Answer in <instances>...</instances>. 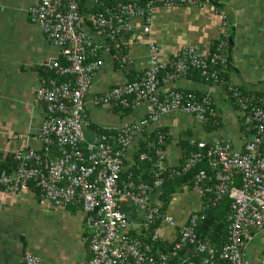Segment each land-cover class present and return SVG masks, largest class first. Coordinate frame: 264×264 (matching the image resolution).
<instances>
[{
    "label": "built area",
    "instance_id": "obj_1",
    "mask_svg": "<svg viewBox=\"0 0 264 264\" xmlns=\"http://www.w3.org/2000/svg\"><path fill=\"white\" fill-rule=\"evenodd\" d=\"M84 1L40 0L27 11L30 22L58 48L64 63L53 59L45 64L52 78L36 92V100L44 105L46 112L39 134L42 152L16 151L12 156L13 168H0V189L16 193L33 187L40 198L55 207H80L85 215L86 241L91 251V258L82 264H172L173 258L190 247L201 259L200 264H264V99L254 93L244 94L222 76V69L228 63L223 53L230 38L228 28L208 52L183 47L172 60L162 61L149 37L154 8L197 6L199 0L118 2L104 12L91 15H84L80 10ZM136 18L143 20L141 31L145 37L136 43L148 48L147 68L132 81L94 97L91 103L103 109L143 108L144 117L87 142L85 129L89 126L87 107L91 85L104 67L106 53L113 54L119 70H128L126 39L135 30ZM195 71L205 82L222 85L240 110L243 125L251 135L243 150H235L225 139L211 145L192 142L197 150L180 167H166L163 147L167 135L155 130V141L148 135L146 152L140 155L141 163L152 161L151 184L136 182L130 175L121 187L124 162L135 137L144 133L150 124L159 122L163 115L181 112L195 116L203 124H219L209 95L182 90L158 91L160 85L186 78ZM201 163L207 165L212 175L201 170L196 176V186L202 196L211 194L213 199L203 204L200 212L192 214L186 225L179 227L171 216L160 212L159 202L152 200L151 192L160 189L165 179L181 177ZM204 183L215 187L203 188ZM227 196L231 202L228 240L223 246H216L200 239L196 228L204 220L203 214ZM122 203L145 215V230L157 221L173 229L177 239L171 251H158L162 241L157 232L149 244L134 238L131 230L135 225L123 213ZM256 238L261 241L262 250L253 263L248 244ZM21 264H40V260L25 253Z\"/></svg>",
    "mask_w": 264,
    "mask_h": 264
},
{
    "label": "crops",
    "instance_id": "obj_2",
    "mask_svg": "<svg viewBox=\"0 0 264 264\" xmlns=\"http://www.w3.org/2000/svg\"><path fill=\"white\" fill-rule=\"evenodd\" d=\"M40 0H0V168L12 169L13 154L21 150L42 152L39 134L46 112L36 100L39 87L46 86L52 74L45 68L50 60L64 63L59 50L30 22L27 11ZM120 1L145 0H85L81 4L84 15L99 9L104 11ZM197 6L161 8L152 12L149 37L158 49L159 59L169 61L183 47L206 53L223 38L228 28L227 44L223 53L228 63L222 69L225 79L238 86L246 94H256L264 99V0H199ZM103 6H106L103 8ZM103 11V12H104ZM226 24V29L223 25ZM135 30L126 39L130 65L128 71L119 70L113 54L104 55V67L95 77L88 98V127L85 139L93 142L105 133H113L124 123H133L144 117L143 108L126 111L118 108H96L91 100L108 93L112 87L129 80V72L135 77L148 64V48L139 45L144 40L143 20H133ZM89 27V26H88ZM169 90L195 92L209 95L217 113L219 125L200 123L195 116L181 112L165 114L159 122L150 124L144 133L135 137L130 146L122 175L136 166V155L146 137L155 130L167 135L163 147L166 167H180L184 162V142H204L211 145L220 139L228 140L235 150H243L250 139L249 130L243 125L240 110L224 92L223 86L205 82L195 75L181 78L170 84L160 85L159 93ZM142 170V169H141ZM139 170L136 182L150 178L151 170ZM208 175H212L208 173ZM123 179V176H122ZM123 187L126 182H121ZM121 185V184H120ZM121 186V187H122ZM165 214L171 216L179 227L186 225L192 214L203 208V198L198 188L176 185ZM162 190L151 192L152 200ZM158 196V194H157ZM194 207L196 210H194ZM121 209L135 225L131 235L144 237L146 217L129 204ZM85 215L78 206L55 207L40 198L33 188L11 193L0 189V264H21L25 253L36 256L40 264H82L90 257ZM144 226V227H143ZM165 249L177 239V234L160 223L157 231ZM254 239L248 244V255L253 263L262 250V243ZM161 244V243H160ZM161 250V248H160ZM196 257L190 247L183 254L185 259ZM122 264V263H120ZM124 264H132L126 262Z\"/></svg>",
    "mask_w": 264,
    "mask_h": 264
},
{
    "label": "trees",
    "instance_id": "obj_3",
    "mask_svg": "<svg viewBox=\"0 0 264 264\" xmlns=\"http://www.w3.org/2000/svg\"><path fill=\"white\" fill-rule=\"evenodd\" d=\"M120 2H126V1H120ZM114 5L115 4L111 5L110 7H112ZM105 7L106 6H103V8H105ZM80 10H81V5H80ZM103 11H104L103 9L102 10L99 9V11H96L95 13H99V12H103ZM191 75H195L197 77H200L199 73L196 72V71L190 73L189 76H191ZM222 76L224 77L223 73H222ZM128 77H129L128 81H132L134 79V76L130 72L128 74ZM119 110H120V108H119ZM126 111H129V110H126ZM218 125H216L214 127H217ZM154 135H155V131L151 134L150 140L155 141ZM166 140H167V138H166ZM145 143L146 142H144L143 145L141 144L142 147L139 150L138 154L136 155V158H135L136 160L135 161L137 163H136V166L133 168V170L131 169L130 171H127L126 174H124V175L121 174V180H120L121 186L123 185L121 183V182H123V179L127 183L128 182V178L130 177V175H133L134 177H136L135 175H137L139 173V170H141V169L142 170H144V169L148 170V176H149V171L153 168L152 161H150V162L145 161V162L141 163V160H140V155L145 151ZM183 146L185 148V156H184L183 162H185V160L194 151H196L197 148H196V146L191 145L190 142H184ZM124 166H125V162H124ZM201 170H206L207 173L211 174V171L209 170L207 165L205 163H201V164H199L198 166H196L195 168H193L192 170H190L189 172H187L186 174H184L181 177H177V178H174V179H171V178L170 179H165L162 187L160 188V190H162V191L157 193L158 196H157V194L155 196V199L159 202L160 212L162 214L166 212L167 208H169V205H170V203L172 201L173 195L175 193H177V189L175 188L176 185H179V186L190 185L191 187H196L197 188V186H196V176H197V174H199V172ZM123 171H124V167H123L122 173H123ZM122 176H123V179H122ZM150 178H151V176H150ZM151 181H152V178L148 179V177H147V181H144V182H147L148 184H151ZM208 186L209 187L210 186L215 187V184L204 183L202 185L203 188H206ZM202 198H203V203L207 204L208 202L212 201L213 196L211 194H206V195H203ZM230 206H231V202H230V200L228 199V196H227V198L221 199V201L217 205V207L211 208L208 211H206V213L203 214L204 215V220L199 222L198 227L196 228V233H197V235H198V237L200 239L208 240V241L212 242L216 246H223L227 242V240H228V228H229L228 217H229V214H230ZM159 227H160V222L159 221L150 223L149 224V228L144 233L145 234L144 237H139L137 239L142 241L144 244H149L150 241L152 240V238L154 237V235L156 234V232L159 230ZM162 244H163V242H161V244H158V247H157L158 251L167 253V252L171 251V248H172L174 242L167 249H165L166 245L163 246V247H160ZM88 247H89V245H88ZM160 248H161V250H160ZM187 249L184 252H182L181 254H179L178 257L173 258L172 259V264H190L191 262H195V264H200L201 259L199 258V256H197V254H196V257H195V255H193L194 256L193 259H185V258H183V254L187 253ZM90 258H91V251H90L89 259Z\"/></svg>",
    "mask_w": 264,
    "mask_h": 264
},
{
    "label": "rangeland",
    "instance_id": "obj_4",
    "mask_svg": "<svg viewBox=\"0 0 264 264\" xmlns=\"http://www.w3.org/2000/svg\"><path fill=\"white\" fill-rule=\"evenodd\" d=\"M194 210H196V208H195V207H194ZM256 239H257V238H256ZM255 242H256V241H255V239H254V243H252V244H255ZM249 258L251 259V257H250V256H249Z\"/></svg>",
    "mask_w": 264,
    "mask_h": 264
}]
</instances>
